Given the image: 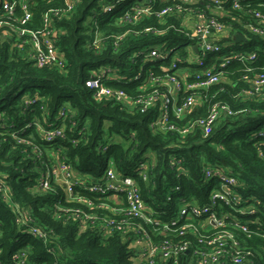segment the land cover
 <instances>
[{
  "label": "trees",
  "instance_id": "1",
  "mask_svg": "<svg viewBox=\"0 0 264 264\" xmlns=\"http://www.w3.org/2000/svg\"><path fill=\"white\" fill-rule=\"evenodd\" d=\"M139 1L72 0L70 10L64 0H31L32 20L26 27L33 31L44 30V17L50 10H63L52 17V27L56 48L65 56L64 68H41L28 59V49L15 46L14 38L0 41L1 264H11L13 255L21 251L26 252L30 264H144L139 259L138 236L134 232H107L102 223L81 228L80 219L73 214L83 212L100 221L145 225L138 218L116 214L114 209L126 207L123 195L117 204L83 186L101 182L109 167L119 176L135 180L150 216L168 227L167 238L178 245L190 243V250L181 254L176 264H197L194 251L205 247L195 235L181 236L177 232L174 239L172 231H181L186 223L179 218L180 209L185 203H209L217 179H206L207 169L220 168L231 173L238 181L232 192L240 194L244 205L260 202L257 216L263 226L258 229L250 224L251 236L242 231L236 236L242 249L250 252L248 264H264V149H260L264 141L260 136L264 132V100L240 97L249 86L242 78L253 77L264 69V37L245 30L241 22L255 24L256 13L264 17V4L259 0H241L238 10L233 9L231 1L224 4L229 13L220 20L231 26L229 39L233 49L255 53L258 59L248 66L231 63L227 74L232 83L210 91L206 105L219 101L236 114L222 119L207 135L196 129L183 137L178 132L152 130L157 106L142 113L136 106L114 98L98 100L87 86L103 69L110 68L130 78L136 68L132 64L134 54L147 47L178 46L185 41L180 30L183 16L161 20L152 15L137 23L121 22L119 19L127 9ZM182 1L154 0L152 10L157 13ZM108 6L114 8L104 12ZM185 8L207 11L203 3ZM146 28L158 33H145ZM128 31L116 43L117 37ZM96 33L103 39L99 49L92 47ZM238 34L246 40L237 43ZM249 68L255 69L254 73L250 74ZM123 82L111 79L106 84L133 100L144 95L137 82ZM204 113L205 109L194 110L189 118ZM41 129L61 130L64 137L47 143ZM56 162L71 167L74 196L90 200L92 205L71 200L62 184L52 183L48 192L39 189L41 177ZM144 166L146 179L140 175ZM101 204L105 206L100 207ZM232 208L218 202L213 210L218 214H235ZM145 226L158 241L156 228ZM31 227L40 229L46 237L31 235Z\"/></svg>",
  "mask_w": 264,
  "mask_h": 264
},
{
  "label": "built area",
  "instance_id": "2",
  "mask_svg": "<svg viewBox=\"0 0 264 264\" xmlns=\"http://www.w3.org/2000/svg\"><path fill=\"white\" fill-rule=\"evenodd\" d=\"M64 1L71 10L72 0ZM153 1L140 0L129 7L130 9L128 8L129 10L127 9L119 20L131 24L152 15L161 20L172 15L183 16L180 30L185 41L178 46L147 47L134 54L132 64L136 68L130 78L114 73L110 68L103 69L87 82V86L93 89L94 98L98 100L114 98L118 102L136 106L142 113L157 106V116L151 123V128L155 132H178L185 137L194 133L196 129H201L207 135L222 119L236 114L227 104L219 101L206 105L211 89L232 83L227 74V68L231 63L248 66L256 63L258 59L255 53L247 54L233 49V42L229 39L231 26L220 20L228 17L229 12L224 7L225 3L231 1L233 9L238 10L241 7V0H183L181 4L157 13L152 10ZM261 1L264 4V0H259ZM30 2L31 0H0V41L7 37L14 38L15 46L22 50L28 49V59L35 61L41 68L48 66L64 68L65 56L56 48L55 31L52 27V17L63 10H50L44 17V30L33 31L26 27L32 20ZM199 3L206 5V12H194L185 8ZM113 8L114 6L105 7L104 12ZM255 18V24L241 22L243 28L252 34L264 37V17L256 13ZM144 32L158 33L152 28H146ZM127 33L129 31L118 36L116 43ZM101 41H103L101 35L96 33L92 47L99 49ZM247 70L250 74L255 71L252 68ZM262 70L256 72L253 77L246 75L242 78V81L249 86L241 91V98L264 100V69ZM111 79L125 81L123 83L137 82L138 90L144 95L134 100L128 98L123 91L113 90L106 84V81ZM203 109H205L203 115L194 119L189 118L194 110ZM41 132L47 143L64 137V132L61 130L41 129ZM260 136L264 137V132H261ZM261 145L260 149H264V141ZM142 168L140 175L146 179L144 172L146 167ZM205 175L206 179H217L209 203L205 205L185 203L180 209L179 218L185 219L186 223L181 231L173 230L171 234L174 235V239L177 237L175 235L177 232L181 236L188 234L198 236L199 242L205 247L194 251L197 264H227L228 261L234 264H248L246 260L250 252L242 249L236 233L242 231L251 236L250 224L256 225L258 229L263 226L261 218L257 216L260 202L256 200L246 207L240 194L232 192V189L237 188L238 181L223 169L210 168L206 170ZM52 183L64 185L66 194L71 200L92 205V201L74 196V179L70 166L56 162V165L41 177L38 187L41 191L48 192L52 189ZM83 186H86L85 188L90 192L103 195L109 200L114 197L119 199L123 195L127 203L126 207L114 209L116 214L142 220L145 225L155 227L159 237H157L158 241H155L146 226L141 223L100 221L94 215L83 212L78 214L75 211L73 214L80 219L81 228L96 227L98 223H102L101 227L107 232L110 231L109 229H117L124 233L134 232L138 236L136 243L139 259L144 264H158L160 261H174L176 264L180 255L190 250L189 242L178 245L167 238L168 227L161 225L150 216L140 188L133 178L121 177L114 168L109 167L105 170L101 182L89 185L83 183ZM218 202L233 207L235 214L216 213L213 208ZM104 206L100 205V207ZM241 219L245 221L241 222ZM29 232L40 239L46 237V234L36 227H31ZM202 232L207 233L203 236L200 235ZM262 237L264 238V234ZM25 254L24 251L14 254L11 264H30Z\"/></svg>",
  "mask_w": 264,
  "mask_h": 264
},
{
  "label": "water",
  "instance_id": "3",
  "mask_svg": "<svg viewBox=\"0 0 264 264\" xmlns=\"http://www.w3.org/2000/svg\"><path fill=\"white\" fill-rule=\"evenodd\" d=\"M235 38H236L235 41H236L237 43H239V42H243V41L246 40V39L244 38V36H242V35H240V34L236 35Z\"/></svg>",
  "mask_w": 264,
  "mask_h": 264
},
{
  "label": "crops",
  "instance_id": "4",
  "mask_svg": "<svg viewBox=\"0 0 264 264\" xmlns=\"http://www.w3.org/2000/svg\"><path fill=\"white\" fill-rule=\"evenodd\" d=\"M113 200H114L115 203H117L119 201V199L117 197H114Z\"/></svg>",
  "mask_w": 264,
  "mask_h": 264
}]
</instances>
